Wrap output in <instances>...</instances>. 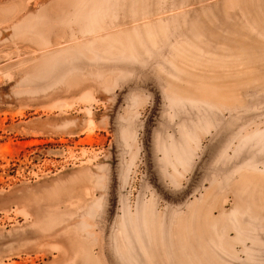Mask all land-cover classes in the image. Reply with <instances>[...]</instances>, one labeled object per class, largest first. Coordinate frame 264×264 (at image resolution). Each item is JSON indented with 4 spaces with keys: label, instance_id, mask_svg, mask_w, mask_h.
<instances>
[{
    "label": "rangeland",
    "instance_id": "rangeland-1",
    "mask_svg": "<svg viewBox=\"0 0 264 264\" xmlns=\"http://www.w3.org/2000/svg\"><path fill=\"white\" fill-rule=\"evenodd\" d=\"M0 264H264V0H0Z\"/></svg>",
    "mask_w": 264,
    "mask_h": 264
}]
</instances>
